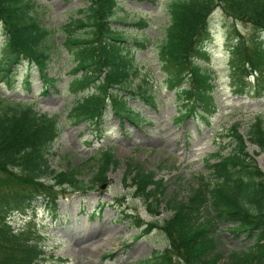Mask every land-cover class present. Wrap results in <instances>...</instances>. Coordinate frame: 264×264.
<instances>
[{
	"label": "trees",
	"instance_id": "1",
	"mask_svg": "<svg viewBox=\"0 0 264 264\" xmlns=\"http://www.w3.org/2000/svg\"><path fill=\"white\" fill-rule=\"evenodd\" d=\"M85 1L77 16L60 28L65 37L58 48L67 49L76 62L66 89L75 99L68 118L102 131L105 117L113 114L140 127L146 119L131 100L157 107L149 79L137 62V51L146 49L150 40L129 37L115 25L126 20L117 15L120 0ZM168 10L170 23L159 60L169 87L182 100L176 124L196 116L207 121L217 112L214 73L199 64L200 58L208 57L211 17L217 10L253 30L248 36L236 25L227 29L235 92L264 96V0H170ZM137 25L146 27L148 22L141 19ZM60 29L41 21L35 0H0V77L15 79L17 67L27 64L28 88L29 74L36 68L43 94L51 88L59 92L58 78L48 69L58 55L54 39ZM62 127L60 115L42 113L31 101H9L0 90V264H48L35 215L16 227L11 222L14 212L25 216L41 202L56 209L64 194L87 193L108 183L109 172L121 164L113 148L105 146L85 162L92 173L88 179L81 167L53 168L49 157ZM239 127L234 123L229 141L207 157L209 173L190 182L187 195L179 189L168 193L164 178L139 162L127 161L124 181H130L149 215L157 217L162 207L171 212L162 222L127 214L142 228V235L158 228L168 238L163 251L154 250L139 264H264V170L249 149L257 146L256 155H264V118L257 116L246 133ZM222 224L252 244L224 251L217 237Z\"/></svg>",
	"mask_w": 264,
	"mask_h": 264
},
{
	"label": "rangeland",
	"instance_id": "2",
	"mask_svg": "<svg viewBox=\"0 0 264 264\" xmlns=\"http://www.w3.org/2000/svg\"><path fill=\"white\" fill-rule=\"evenodd\" d=\"M35 2L41 21L59 29L77 16L78 9L87 5L85 0ZM169 3L170 0L119 1L121 9L117 15L126 20L125 23L116 21L115 25L124 29L129 37L150 40L146 49L137 51V62L142 76L149 79L157 107L141 100H131L130 104L139 108L146 119L140 127L122 122L113 114L105 117L102 131L87 121L71 123L68 113L75 99L74 93L66 89L76 62L67 49L58 48L65 37L61 29L54 39L58 55L53 56L48 69L51 76L58 78L56 88L59 92L51 88L48 95L43 94L36 68L29 74L31 85L28 88L24 84L25 73L30 67L27 64L17 67L15 79H9L11 84L7 78L0 77V90L9 101H31L42 113L60 115L62 131L49 157L53 168L81 167L83 177L88 179L92 173L89 164L84 167L85 162L105 146L112 147L121 161L117 169L109 172L108 183L87 193L68 192L58 200L56 209L41 202L27 211L25 219L35 215L48 264H139L154 250L163 251L168 245L166 234L157 228L149 235H142V228L134 219L127 218V214H138L146 221L156 219L162 222L171 212L162 207L157 217L149 215L144 201L134 194L130 181H124L127 161L139 162L164 178L168 193L179 189L181 195H187L189 183L209 173L206 159L229 141L227 136L231 126L238 122L239 129L246 133L257 116L264 118V96L255 97L251 92L236 93L229 63L228 27L236 25L248 36L253 34V30L242 22L235 23L217 10L211 17L208 57L199 59L202 68L214 73L217 112L207 121L196 116L180 125L175 123L182 100L177 97L175 89L169 87L159 60L161 40L170 23ZM141 19H145L148 26H138ZM262 37L264 39V33ZM2 44L0 33V50ZM54 50L52 47V54ZM249 149L264 170V155H256L255 152L259 151L257 146ZM230 150L228 147L226 151ZM23 220L21 213L14 212L11 216L14 226L21 225ZM217 237L226 252L230 248L252 244L244 235H234L227 224L220 226Z\"/></svg>",
	"mask_w": 264,
	"mask_h": 264
}]
</instances>
